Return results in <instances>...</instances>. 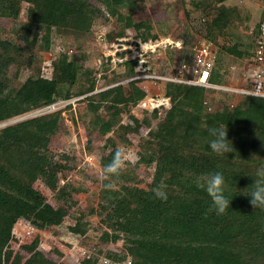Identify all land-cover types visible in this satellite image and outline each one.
<instances>
[{
    "label": "rangeland",
    "instance_id": "374dc122",
    "mask_svg": "<svg viewBox=\"0 0 264 264\" xmlns=\"http://www.w3.org/2000/svg\"><path fill=\"white\" fill-rule=\"evenodd\" d=\"M87 1L94 14L90 28H55L50 49L44 48L41 36L33 46L25 40L22 26L30 20L29 3L22 2L18 18L0 17V38L19 47L11 52L15 59L7 72L15 86L29 75L51 76L53 62L61 54L72 59L78 73L74 86L60 88L54 107L37 108L0 123L1 128L60 111L47 145V162L34 185L43 201L61 209L62 221H37L28 211L30 217L19 219L13 227L7 245L13 254L3 264H30L33 243L46 256V264H135L134 244L129 240L138 222L109 204L107 181L99 178L100 170L112 159L110 154L123 147L135 160L113 178V191L130 196L150 190L156 161L147 160L158 149L161 131L169 134L167 130H173L178 120L205 124L208 114L234 110L245 99V90L254 91L260 81L264 84V62L257 59L254 49L264 0ZM220 6L225 8L221 21L225 27L210 29L206 24L219 16ZM119 14L129 16L132 24L144 25L127 27ZM139 33L150 38L144 41ZM204 48L208 56H201ZM233 48L242 55L233 53ZM134 60L136 65L130 70L129 62ZM209 61L212 71L219 73V81L211 82L218 88L195 84L199 70ZM91 82L94 88L88 90ZM117 87L130 99L123 103L110 99L112 103L104 102L97 109L103 99L100 95ZM193 87L204 88L200 112L188 96ZM179 132L186 136L191 130L182 126Z\"/></svg>",
    "mask_w": 264,
    "mask_h": 264
},
{
    "label": "trees",
    "instance_id": "16d2710c",
    "mask_svg": "<svg viewBox=\"0 0 264 264\" xmlns=\"http://www.w3.org/2000/svg\"><path fill=\"white\" fill-rule=\"evenodd\" d=\"M110 1L121 4L126 0ZM22 2L30 4V20L22 26L30 46L36 45L41 36L44 48L50 49L55 28L85 31L94 20L87 0H0V17L18 18ZM220 7L219 16L206 24L211 25L210 29L225 27L221 22L225 8ZM118 18L125 19L127 27L140 29L144 25V22L132 24L129 16L119 14ZM139 37L147 41L150 34L139 33ZM0 49V123L54 103L60 88L74 86L78 81L74 62L67 54H61L53 62L51 76L29 75L17 87L9 80L7 72L15 59L11 52L19 47L0 38ZM231 51L242 55L235 48ZM135 65V60L130 61V70ZM218 78L219 73L212 71L210 81L217 82ZM93 88L91 82L87 89ZM188 90L189 98L196 101L192 105L200 112L203 102L200 94L204 93V88ZM100 96L103 99L99 100L97 109L104 102L112 103L110 99L115 103L130 99L122 87L110 88ZM222 111L208 114L205 124L200 120L194 126L178 120L173 130H167L169 134L162 131L158 134V149L147 160L148 163L156 161L152 189H142L130 196L107 190L109 204L116 205L125 214L130 213L138 222L129 240L134 244L135 264H264V209H255L249 203L250 196L242 194L254 183L251 175L264 166V100L246 95L234 110ZM59 119L60 111H57L0 128V264L12 256L13 250L7 245L13 237V227L19 219L30 217L28 211L34 213L37 221L57 224L62 221L61 209L43 201L34 185L42 176L47 145ZM182 126L191 130L189 135L179 132ZM220 126L227 128L228 140L234 149L224 156H217L209 147L212 138L208 129ZM125 127L130 129L129 125ZM189 139L199 146L195 147ZM241 149H244L243 155H240ZM214 172L223 174L224 194L231 201L222 215L208 212L211 198L194 182L196 177ZM162 180L167 185L166 201L155 198L152 191ZM73 231L79 229L73 228ZM29 250L30 264H46V256L37 250L36 243L30 245Z\"/></svg>",
    "mask_w": 264,
    "mask_h": 264
},
{
    "label": "clouds",
    "instance_id": "9594fccd",
    "mask_svg": "<svg viewBox=\"0 0 264 264\" xmlns=\"http://www.w3.org/2000/svg\"><path fill=\"white\" fill-rule=\"evenodd\" d=\"M256 97L264 100V95H257ZM208 133L212 138L209 141V147L217 156H224L234 151L232 142L228 140L227 128L224 126L212 127L208 129ZM134 162V156L130 151L123 147H118L111 161L100 170L99 178L107 181L105 188L107 190H115L116 183L113 178H118L126 166ZM251 176L254 177V183L247 189H244L242 194L250 196L249 203L255 209H264V166L258 167L254 175ZM194 182L199 189L205 191L211 198V205L208 208V212L214 211L217 215L225 214L231 201L224 194L225 178L223 174L221 172L202 174L196 177ZM166 188L167 185L162 180L152 190L154 197L166 201L168 198ZM249 188L250 190H248Z\"/></svg>",
    "mask_w": 264,
    "mask_h": 264
},
{
    "label": "built area",
    "instance_id": "2783aa9c",
    "mask_svg": "<svg viewBox=\"0 0 264 264\" xmlns=\"http://www.w3.org/2000/svg\"><path fill=\"white\" fill-rule=\"evenodd\" d=\"M206 49L204 48V50H202L200 52L202 54L201 56H208L209 51ZM254 49H255L257 59L260 60L261 62H264V13L261 16V19L259 22L258 35L256 36ZM211 65H212V63L209 61L206 63L205 67H203L202 69L199 70V75H198V78L195 82L196 85L209 87L211 89L218 88V85L211 83V81H210V77H211V73H212ZM262 66L264 67V64ZM261 78H262V76H261ZM263 85L264 84L262 83V81H260L259 86H257L256 88L253 89L254 91L249 92V91L245 90L244 92L247 95H255V96L264 95V94H261V92L263 91ZM54 106H55V103H51V104L43 106L39 109H42V108H48L49 109V108H52Z\"/></svg>",
    "mask_w": 264,
    "mask_h": 264
}]
</instances>
